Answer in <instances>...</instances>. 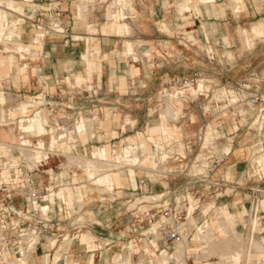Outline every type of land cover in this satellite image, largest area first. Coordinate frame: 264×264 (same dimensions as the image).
Instances as JSON below:
<instances>
[{"label": "clouds", "instance_id": "1", "mask_svg": "<svg viewBox=\"0 0 264 264\" xmlns=\"http://www.w3.org/2000/svg\"><path fill=\"white\" fill-rule=\"evenodd\" d=\"M0 264H264V0H0Z\"/></svg>", "mask_w": 264, "mask_h": 264}]
</instances>
